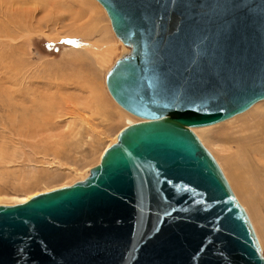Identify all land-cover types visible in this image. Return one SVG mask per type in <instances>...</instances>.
<instances>
[{"label":"water","instance_id":"1","mask_svg":"<svg viewBox=\"0 0 264 264\" xmlns=\"http://www.w3.org/2000/svg\"><path fill=\"white\" fill-rule=\"evenodd\" d=\"M125 50L105 75L142 121L88 176L0 206V264H264L194 128L264 100V0H96Z\"/></svg>","mask_w":264,"mask_h":264},{"label":"rangeland","instance_id":"2","mask_svg":"<svg viewBox=\"0 0 264 264\" xmlns=\"http://www.w3.org/2000/svg\"><path fill=\"white\" fill-rule=\"evenodd\" d=\"M100 48L114 53L101 58ZM123 51L95 0H0V206L84 180L128 120L140 121L105 86ZM257 111H264V100L193 131L245 210L264 257V222L235 185L218 139Z\"/></svg>","mask_w":264,"mask_h":264},{"label":"bare ground","instance_id":"3","mask_svg":"<svg viewBox=\"0 0 264 264\" xmlns=\"http://www.w3.org/2000/svg\"><path fill=\"white\" fill-rule=\"evenodd\" d=\"M46 38L49 41L54 39L51 37H46ZM73 45L77 46L75 42H73ZM85 45L83 46L79 43L78 47H83L85 50L90 51V46L88 47ZM100 49H101L100 53H102L103 51L101 56L99 54V57L101 58H104L105 54H109L113 52V48L105 52L104 50H102V48ZM124 50H125V47H124ZM95 53H99V51ZM131 115L132 114H130V116ZM253 115L254 116L251 119L241 122L240 125L235 127L232 131L221 132V135L218 136V139L220 140V142H223L224 145H226L225 148L223 149L226 152H228L227 154H229L228 159H227L228 161L227 164L229 166L230 175L235 185L242 192L252 212L256 214L258 217H260V219H262L264 222V111H257ZM128 121H129V124L132 125V122H130V120ZM140 121H142V119H140ZM201 128H204V127H201ZM194 129H198V128H194ZM26 201H28L27 198L22 203H25ZM263 238H264V234H263Z\"/></svg>","mask_w":264,"mask_h":264}]
</instances>
